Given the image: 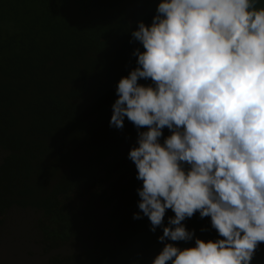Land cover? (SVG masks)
I'll return each instance as SVG.
<instances>
[{"label":"trees","instance_id":"obj_1","mask_svg":"<svg viewBox=\"0 0 264 264\" xmlns=\"http://www.w3.org/2000/svg\"><path fill=\"white\" fill-rule=\"evenodd\" d=\"M160 2L0 0V233L11 209H34L41 242L52 251L77 240L91 219H107L83 260L50 264H153L167 243L183 250L195 239H222L197 212L182 222L194 231L191 241L159 242L174 212L167 209L153 233L138 208L137 168L127 182L121 170L113 180L128 169L123 158L137 131L126 117L123 129L110 127L117 86L138 66L134 51H145L131 33L139 22L151 26ZM136 213L142 218L133 219ZM251 264H264V243Z\"/></svg>","mask_w":264,"mask_h":264},{"label":"clouds","instance_id":"obj_2","mask_svg":"<svg viewBox=\"0 0 264 264\" xmlns=\"http://www.w3.org/2000/svg\"><path fill=\"white\" fill-rule=\"evenodd\" d=\"M259 0H162L151 26L131 33L137 67L117 86L110 127L138 130L129 152L143 182L138 208L159 242L191 241L199 212L222 239L153 264H251L264 243V7ZM150 79L152 85L138 84ZM147 131H139L141 128ZM171 135L163 145V129ZM188 166L187 168L185 166ZM139 213L133 219H141ZM174 226V227H173Z\"/></svg>","mask_w":264,"mask_h":264},{"label":"rangeland","instance_id":"obj_3","mask_svg":"<svg viewBox=\"0 0 264 264\" xmlns=\"http://www.w3.org/2000/svg\"><path fill=\"white\" fill-rule=\"evenodd\" d=\"M143 131V130H139ZM163 135L167 137L171 132L165 127ZM138 130L130 138L129 144L124 155V163L128 164V169H118L113 176L117 180L123 173L127 182L136 166L129 157V152L133 147H138ZM3 154L0 152V163ZM120 170L122 173H120ZM40 213L34 209L13 208L7 215L6 222L0 233V264H50L54 257L78 256L81 260L86 254L92 252L96 244L101 240L106 218L91 219L86 229L77 239L63 245L60 249L48 250L41 242V236L37 229V221Z\"/></svg>","mask_w":264,"mask_h":264}]
</instances>
